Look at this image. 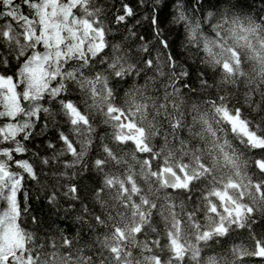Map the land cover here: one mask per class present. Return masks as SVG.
I'll use <instances>...</instances> for the list:
<instances>
[{
    "label": "snow or ice",
    "instance_id": "1",
    "mask_svg": "<svg viewBox=\"0 0 264 264\" xmlns=\"http://www.w3.org/2000/svg\"><path fill=\"white\" fill-rule=\"evenodd\" d=\"M0 264H264V0H0Z\"/></svg>",
    "mask_w": 264,
    "mask_h": 264
},
{
    "label": "trees",
    "instance_id": "2",
    "mask_svg": "<svg viewBox=\"0 0 264 264\" xmlns=\"http://www.w3.org/2000/svg\"><path fill=\"white\" fill-rule=\"evenodd\" d=\"M137 0H129V3L131 4H136ZM148 26L147 23L144 24L143 28L140 29L142 34H147ZM173 38H175V33H173ZM22 199V198H21Z\"/></svg>",
    "mask_w": 264,
    "mask_h": 264
}]
</instances>
